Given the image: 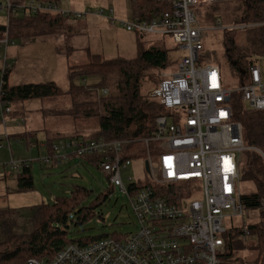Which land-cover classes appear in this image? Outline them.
<instances>
[{
    "label": "built area",
    "instance_id": "2783aa9c",
    "mask_svg": "<svg viewBox=\"0 0 264 264\" xmlns=\"http://www.w3.org/2000/svg\"><path fill=\"white\" fill-rule=\"evenodd\" d=\"M157 1L167 5L159 17L134 18L133 23L123 27L142 36L167 35L184 53L177 71L164 72L159 83V101L167 114L156 119L151 141L160 146L162 153L158 162H151L150 158L146 162L147 173L160 188L148 184L138 189L139 184L125 175L132 161L124 158L121 142L99 138L43 145L48 151L46 164L64 163L72 156L104 157L98 167L111 187L129 198L139 230L134 235L110 237L89 246L70 244L49 262L32 259L27 264H242L224 260L225 235L240 229L241 240H246L249 229L228 227L227 223L243 218L247 210L240 189L244 152L255 151L263 163L264 152L244 146L242 126L233 122L232 98L239 93L248 108L264 111V58L250 67L244 85L228 89L219 66H199L209 29L199 21L197 11L229 0ZM0 10L7 13L5 26L11 13L19 17L46 13L83 15L66 12L58 0H25L17 5L0 0ZM110 23L116 25L114 19ZM13 44L6 31L0 38V53L4 51V56L0 55V123L5 126L13 116L12 105L2 100L6 73L15 65L8 57ZM108 93L102 91L103 95ZM25 120L26 117L22 125ZM196 194L201 195V201H192Z\"/></svg>",
    "mask_w": 264,
    "mask_h": 264
},
{
    "label": "trees",
    "instance_id": "16d2710c",
    "mask_svg": "<svg viewBox=\"0 0 264 264\" xmlns=\"http://www.w3.org/2000/svg\"><path fill=\"white\" fill-rule=\"evenodd\" d=\"M10 1L17 5L25 0ZM131 3L134 17L141 20L157 18L167 10V5L160 4L157 0H131ZM204 9L205 16L197 11L199 21L205 25L219 23L228 58L227 70L240 85H244L248 81L250 67L264 58V0H229ZM71 16L73 15L46 13L19 17L11 13L8 25L0 26V38L6 31L14 41L30 33L55 32L60 30L64 21ZM83 16L84 14L75 19H81ZM237 33L242 34L239 41L236 40ZM85 52L88 63L69 68V91H63L55 82L11 86L9 79L12 70H8L5 76L7 86L2 100L12 106L35 100L56 105L70 97L75 107L85 106L88 109L84 125L95 128L92 140L103 138L107 142H121L126 160L146 162L150 158L151 162H158L162 150L151 140L156 130V119L167 114V110L160 101L143 94L144 78L149 76L159 84L161 75L164 72H174L179 61H172L169 51L161 47L140 50L132 60H106L98 54H92L90 50ZM89 78H99L101 81L95 86H90L87 91L75 83ZM103 90H108L109 93L102 95ZM92 106H95V109ZM232 110L233 122L242 126L244 146L264 152V111L248 108L241 101L239 93L232 98ZM15 114L13 111V115ZM20 138L27 143L35 138V133H23ZM80 159L98 167L104 157ZM17 180L20 192L35 189L31 165H21ZM241 180L257 186L255 193L242 197L245 208L259 212L261 216L258 223L248 228L250 235L256 239V244L252 247L254 257L248 256L241 240L242 232L235 229L225 235L224 260L230 263L264 264V163L262 157L253 150L244 152L242 156ZM155 185L150 184L154 188H160ZM146 186L149 185H138L137 188ZM91 194L93 192L84 187H74L70 196L59 197L51 205L38 206L31 221L30 234L10 235L0 241V264H27L32 259L49 262L70 244L89 246L110 237L121 238L123 235L112 234L71 239L72 229H80L100 217L97 209L109 198V194H101L86 205ZM21 213L22 211L13 209L0 211V222L14 223L20 219Z\"/></svg>",
    "mask_w": 264,
    "mask_h": 264
},
{
    "label": "rangeland",
    "instance_id": "374dc122",
    "mask_svg": "<svg viewBox=\"0 0 264 264\" xmlns=\"http://www.w3.org/2000/svg\"><path fill=\"white\" fill-rule=\"evenodd\" d=\"M66 12L81 13V19L71 16L64 21L60 30L48 33H30L16 39L8 49V57L16 61L12 69L9 84H41L55 82L63 91H69L70 71L73 66L88 63L85 50L98 54L106 60L124 58L135 59L140 50L161 47L169 51L172 61H179L184 53L179 51L167 35H146L128 32L123 24L133 23L131 0H58ZM206 7L198 10L203 13ZM110 19L116 21L112 26ZM202 23V22H201ZM7 24V13L0 10V26ZM202 25L209 29L204 39L205 51L201 54L199 66H219L224 74L228 89H237L241 85L227 70L228 58L223 41V32L219 23ZM242 38L237 33L236 40ZM141 45V47H140ZM0 55L4 56L3 53ZM177 71V65H175ZM98 78L78 80L75 83L87 91L90 86L100 83ZM101 93V92H100ZM143 94L148 98L160 100L159 84L146 76ZM103 95V94H102ZM82 99V98H81ZM84 101V100H82ZM68 97L59 104H44L37 100L17 103L12 106L16 113L9 118L7 125L0 123V199H8L12 209L22 211L21 217L14 223L0 222V241L10 235H27L32 231L31 221L36 208L42 204H53L59 197H68L74 187H84L93 192L86 205L101 194H109L105 204L97 209L100 217L93 219L80 229L71 230V239L95 238L104 235H134L139 230L131 202L126 195L113 189L107 176L100 168L70 157L68 162L45 163L48 151L42 146L60 140H92L95 128L84 125L88 109L85 106L75 107ZM93 108L95 106H92ZM95 109V108H94ZM92 115V113H90ZM26 117L25 124L22 125ZM21 124L20 126H18ZM35 133V139L28 145L20 138L23 133ZM23 163L31 165L35 189L20 192L18 187V169ZM139 185L154 184V180L145 169V161L132 162L125 173ZM242 196L253 194L257 186L241 180ZM199 194L192 201H201ZM259 212L246 210L243 218H237L228 227L244 228L259 222ZM256 244L254 236L249 235L243 246L250 258H253L252 247Z\"/></svg>",
    "mask_w": 264,
    "mask_h": 264
},
{
    "label": "crops",
    "instance_id": "0c3cea01",
    "mask_svg": "<svg viewBox=\"0 0 264 264\" xmlns=\"http://www.w3.org/2000/svg\"><path fill=\"white\" fill-rule=\"evenodd\" d=\"M132 4V3H131ZM132 12H133V8H132ZM135 17H134V13H133V19H134ZM112 26H116V25H112ZM12 59V58H11ZM13 60V59H12ZM15 61V60H14ZM16 62V61H15ZM16 64V63H15ZM12 117V116H11ZM25 133H27V132H25ZM31 133V132H30ZM35 139V138H34ZM66 162H68V161H66ZM7 209H12L11 208V204H10V202H9V200L8 199H6V200H2V199H0V211H4V210H7ZM13 210H18V209H13Z\"/></svg>",
    "mask_w": 264,
    "mask_h": 264
},
{
    "label": "water",
    "instance_id": "95a60500",
    "mask_svg": "<svg viewBox=\"0 0 264 264\" xmlns=\"http://www.w3.org/2000/svg\"><path fill=\"white\" fill-rule=\"evenodd\" d=\"M145 164H146V169H147V172H149V163H148V162H146Z\"/></svg>",
    "mask_w": 264,
    "mask_h": 264
},
{
    "label": "bare ground",
    "instance_id": "6f19581e",
    "mask_svg": "<svg viewBox=\"0 0 264 264\" xmlns=\"http://www.w3.org/2000/svg\"><path fill=\"white\" fill-rule=\"evenodd\" d=\"M16 63V62H15Z\"/></svg>",
    "mask_w": 264,
    "mask_h": 264
}]
</instances>
